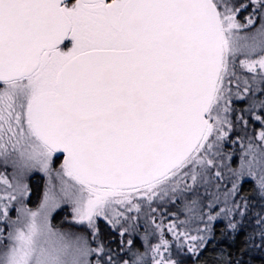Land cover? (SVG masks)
Segmentation results:
<instances>
[{
    "label": "snow or ice",
    "instance_id": "1",
    "mask_svg": "<svg viewBox=\"0 0 264 264\" xmlns=\"http://www.w3.org/2000/svg\"><path fill=\"white\" fill-rule=\"evenodd\" d=\"M244 29L252 31L241 36ZM257 92L264 0H0V160L13 169L11 181L0 175V221L9 225L0 264H149V253L150 264H181L163 231L144 253L114 259L103 244L92 246L98 221L115 229L129 219L125 211L140 212L182 183H208L236 126L233 99ZM242 113L260 127L241 141L239 166L229 171L236 181L250 177L264 196V99ZM244 114L235 121L247 127ZM32 170L49 177L44 198L10 220ZM236 181L225 199L237 194ZM64 204L72 213L66 230L50 223ZM186 207L192 213L196 201ZM168 232L178 250L198 256L205 247L204 236L177 223Z\"/></svg>",
    "mask_w": 264,
    "mask_h": 264
},
{
    "label": "trees",
    "instance_id": "2",
    "mask_svg": "<svg viewBox=\"0 0 264 264\" xmlns=\"http://www.w3.org/2000/svg\"><path fill=\"white\" fill-rule=\"evenodd\" d=\"M246 2L247 0H236L237 5ZM244 13L247 12H241L238 18H242ZM258 93L259 99H261L264 93ZM247 116V118L250 117ZM221 184L222 182H216L214 186L220 187ZM42 190L43 187L39 181L38 183L33 180L29 182L26 198L28 207L33 208L36 205ZM235 197L239 204V210L230 215L231 211L234 210L232 209L229 213L226 212L225 220L216 219L208 225L204 236L206 238L205 247L199 251L198 256L188 253L186 247L183 250H178L176 246L171 248L172 258L180 260L181 264H264V236L261 235L264 232V196L260 194L253 182L247 179L238 183V192ZM233 198L234 196H232ZM251 200H255V203L260 204L261 207ZM173 206H177V204ZM162 211L163 209L157 210L156 213L161 215ZM57 215L53 216L54 220ZM258 220H261L262 223L258 224ZM132 222L128 226L126 223H121L120 226L113 229L103 219L99 220L98 237L96 241L92 242V246L96 247L97 243L103 244L106 251L110 250L114 259L121 257L132 259V253H144L151 244L157 242L159 234L157 226L159 224L156 226L145 220L144 223L146 222L148 225L146 228L140 221V229L136 230L135 223ZM230 224H235L236 227L231 228L229 227ZM121 228L128 229L123 236L120 235ZM3 237H5L4 234ZM145 237H147V245L144 240ZM89 240H92L90 236ZM128 240H132L130 251ZM2 243L3 239L0 241V244ZM122 248L123 251H121ZM147 258L150 264V253Z\"/></svg>",
    "mask_w": 264,
    "mask_h": 264
},
{
    "label": "rangeland",
    "instance_id": "3",
    "mask_svg": "<svg viewBox=\"0 0 264 264\" xmlns=\"http://www.w3.org/2000/svg\"><path fill=\"white\" fill-rule=\"evenodd\" d=\"M247 15V13L242 14V18ZM242 18H238V20L241 23L243 22ZM257 27L259 26V21H257ZM252 31V29H244L241 30L240 35L245 36L248 35ZM244 75H248L247 73H244ZM233 91H236L235 84L232 85ZM261 99H264V95ZM260 100V99H259ZM234 104V106H233ZM232 107L235 109V102L232 101ZM234 124L236 126L234 127V130L237 129V131L240 133V139L238 141L239 145L235 142V139H226L222 146H221V153L223 154L222 160L218 158L219 167L218 169H212V176L209 178L208 183H204L203 181H200L199 183L192 185V181L190 177L187 179L186 184L192 185L191 188L185 187V184H181L180 188L181 191H178L177 193H169L167 196L163 197V199L159 197L153 198V202L151 203V206L149 207L147 205V202H145L142 205L141 211L136 212L133 210L132 212H127L124 209H120V211H125V216H127L129 219L122 220L121 223H126L127 226L132 224L134 221L136 230L140 229V221H148L151 222L153 225L160 226L159 232L163 231L164 236L166 239H168L171 242L170 249L173 247H176V242L173 238V234L168 232V225L171 223H177L179 225L180 230L188 231L191 235H206V230L208 225L216 219H222L225 220L224 217L226 216V212L229 213L228 210H232L231 214L234 211H238L239 207H237L238 202H236V197L232 199V196H229L227 199H225L224 193L227 192L232 188V183L236 181V178L233 177L232 173L229 171V168L236 169L239 166L240 163V155H241V141L247 144V136L248 133L246 131H243L246 127L240 126V123H236L234 121ZM230 136V134H229ZM60 166V163H53L52 168L58 169ZM221 171L223 174V179L216 178L215 177V171ZM0 175H3L7 177L10 181L13 180V169L10 165H5L2 160H0ZM53 178H54V172H53ZM242 179H249L253 182L254 186L255 181L252 180L250 177H241L237 183L240 182ZM33 180L34 182L38 181L41 183L43 190L40 194L38 201L36 205L33 208H30L27 206V195H28V187L29 182ZM38 180V181H37ZM49 177L46 176L43 172L39 170H32L28 172L23 177V183L27 185V193L20 197L19 199L22 200V204L13 202V206L9 209V219L10 220H16L17 219V212L16 208L18 207H24L27 209H31L35 211L38 206L40 205L41 201L44 198V193L46 190V185L48 184ZM216 182H222L221 186H214V183ZM5 186L0 185V193H2V190ZM219 197V199H217ZM196 201V207L192 213H189L187 210L188 205L192 201ZM252 202H256L255 200H251ZM174 204H177V206H173ZM211 204V207L209 205ZM258 206L260 204L255 203ZM261 207V206H259ZM169 208V210L167 209ZM152 209H156L155 212L152 211ZM165 211L162 215L157 214V210ZM224 211H221V210ZM56 213H59L58 215ZM219 213V215H217ZM57 215L56 219L54 220L53 216ZM71 207L67 204L61 205L60 208H57L55 211L52 212L50 216V223L58 229L66 230L69 224V221L71 220ZM209 215L215 217L213 220H209ZM132 217H136V219H131ZM230 217V216H229ZM228 217V219H229ZM234 217V215H233ZM101 220V219H100ZM180 221H186L185 224H179ZM146 228L148 225L147 223L143 222L141 223ZM1 228L4 229L3 233L4 236H7V232L9 230V225L7 221H1ZM201 231H197V230ZM142 236V235H141ZM145 240V238H144ZM143 240V241H144ZM183 240V238H181ZM159 242V234L157 238V242ZM7 243L6 240H3V243L0 244V249L3 248L4 244ZM154 243V244H156ZM145 244V243H144ZM172 251V249H171ZM166 255V253H165Z\"/></svg>",
    "mask_w": 264,
    "mask_h": 264
},
{
    "label": "flooded vegetation",
    "instance_id": "4",
    "mask_svg": "<svg viewBox=\"0 0 264 264\" xmlns=\"http://www.w3.org/2000/svg\"><path fill=\"white\" fill-rule=\"evenodd\" d=\"M243 22L245 23L244 19H243ZM245 76H247V75H245ZM240 91L243 92V85H241ZM253 99L259 101V93L258 92L255 94V96H253L251 93H249L245 97V99H243V100L233 99V101L235 102V109H234L235 111L233 112L232 117H231L233 119V121H235L236 115L244 114V113H242V110L247 108ZM233 106H234V104H233ZM244 115H245V119L249 120V124L245 129H243V131H246L248 133V135H254L255 130H257L260 127L259 122L252 120L251 117L247 118L248 116L246 114H244ZM238 123H240V126L245 127L243 121H240ZM230 139H235V142L239 145L238 141L240 139V133L237 131V129L236 130L233 129V131L230 133ZM53 163H60V157H59V159L54 157ZM242 180H247V179H242ZM164 212L165 211H162L161 215ZM142 222H144V221H142ZM0 229H2L1 228V221H0ZM2 237H3V234L0 233V241H1Z\"/></svg>",
    "mask_w": 264,
    "mask_h": 264
},
{
    "label": "water",
    "instance_id": "5",
    "mask_svg": "<svg viewBox=\"0 0 264 264\" xmlns=\"http://www.w3.org/2000/svg\"><path fill=\"white\" fill-rule=\"evenodd\" d=\"M62 160H63V157H62V155L60 156V163H62Z\"/></svg>",
    "mask_w": 264,
    "mask_h": 264
}]
</instances>
